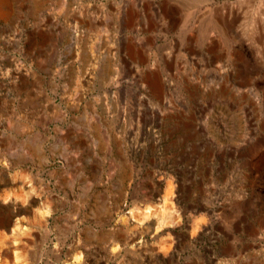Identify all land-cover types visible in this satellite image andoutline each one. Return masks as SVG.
<instances>
[{
	"label": "rangeland",
	"instance_id": "374dc122",
	"mask_svg": "<svg viewBox=\"0 0 264 264\" xmlns=\"http://www.w3.org/2000/svg\"><path fill=\"white\" fill-rule=\"evenodd\" d=\"M0 264H264V0H6Z\"/></svg>",
	"mask_w": 264,
	"mask_h": 264
},
{
	"label": "bare ground",
	"instance_id": "6f19581e",
	"mask_svg": "<svg viewBox=\"0 0 264 264\" xmlns=\"http://www.w3.org/2000/svg\"><path fill=\"white\" fill-rule=\"evenodd\" d=\"M6 0H0V13H4L3 9L6 7Z\"/></svg>",
	"mask_w": 264,
	"mask_h": 264
}]
</instances>
